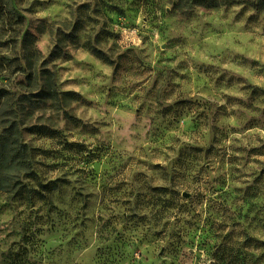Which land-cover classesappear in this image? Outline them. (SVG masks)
<instances>
[{
	"label": "clouds",
	"instance_id": "clouds-1",
	"mask_svg": "<svg viewBox=\"0 0 264 264\" xmlns=\"http://www.w3.org/2000/svg\"><path fill=\"white\" fill-rule=\"evenodd\" d=\"M106 4L116 8L101 11ZM81 5L91 19L64 31L81 20ZM25 8L30 46L0 33V87L16 92L5 107L38 87L36 63L41 85L18 123L29 163L17 156L0 169V264H223L204 242L210 218L226 248L264 264V0H24ZM61 37L68 48H57ZM30 62L15 75L8 67ZM16 120L0 116V143ZM34 126L51 128L26 131ZM73 146L98 166L65 158ZM69 179L87 194L91 217L78 235L46 227L57 208L76 211L64 200ZM221 181L232 205L218 199ZM252 202L259 215L238 221L231 208Z\"/></svg>",
	"mask_w": 264,
	"mask_h": 264
},
{
	"label": "rangeland",
	"instance_id": "rangeland-1",
	"mask_svg": "<svg viewBox=\"0 0 264 264\" xmlns=\"http://www.w3.org/2000/svg\"><path fill=\"white\" fill-rule=\"evenodd\" d=\"M24 4V0H0V33H6V32H12L15 34V36L22 37L24 39L25 45L31 44L32 37L28 36L26 32L27 25L25 24V20L27 19L24 16V11H28L29 9H24L22 11L21 5ZM114 8H116V5H105L104 9H101V11H112ZM77 11H80L81 13V20L73 25L65 29L64 31L71 33L73 32L76 28L82 27V24L84 22L85 17H87L89 20L91 17L88 16L87 13V7L85 5H81ZM119 11H123V9H119ZM134 39V36L129 37ZM2 47V46H0ZM68 48L69 45L66 44L65 38L61 37L60 41L57 44V48ZM60 53L57 51H54L52 55H59ZM4 58L0 57V71L3 70L4 68V63H3ZM8 67L12 70L13 75H15L16 72L23 71L25 68L31 70L33 69V64L30 62L27 65H22V64H9ZM20 67V68H19ZM41 65L39 63L35 64V71L32 72L30 79L33 80V83L37 85L38 87H34L32 89L31 93H28L26 95L20 96L17 100L14 102L9 101L8 106L3 107L0 106V110L5 111L7 113H10L11 115H14L17 117V120L15 123H19V117L20 113L24 111V109L27 107L29 103V96H34L40 91V85H41V78L39 74V68ZM19 69V70H18ZM8 78L7 77H0V84L7 83ZM20 84L23 82L20 81ZM49 87L53 85V82L51 80H48L45 82ZM19 86V85H18ZM0 92L2 95H4V98L6 97H15L16 92L15 91H9L8 88L6 87H0ZM41 95H44L41 93ZM57 103H59V100H57ZM17 105H20L18 108ZM44 105L41 104H36L33 105L34 108L36 107H43ZM51 126H34L31 127V129H27L26 131L33 132V133H38L40 135H47L50 132ZM18 130L20 132V128L18 127ZM164 136H167L168 133L165 131ZM21 143V142H20ZM25 146L24 152H23V158L26 164L29 163V160L27 159L29 152H28V144L23 143ZM77 147H83V146H73V150L71 152H65L63 155L65 158L69 159H84L85 164L88 165V167H91L92 165H97L98 162L96 159H92L91 161H88L87 157L89 156V151L88 150H80L77 151ZM51 163V161H50ZM57 163H63V160H58ZM85 164H81L79 171L81 173L84 172L85 169ZM29 172L31 175L39 178L40 172L39 170L33 171L31 167L29 168ZM97 175L98 171L96 173H92L89 175H86L83 177L84 181L86 184H95L97 181ZM25 187H28L27 184L24 185ZM35 187V186H33ZM67 187L72 188V192L64 197V200L66 202V205H71L73 206L76 211H72L71 209L67 207H61L57 208V205L53 203L52 208H57V211L60 213V215H56L55 213H52V209L50 208L48 211L49 213H52L51 215L48 216V219L51 221V223L47 224L46 227L52 229L53 231L57 230V225H59L63 230L67 231L69 228H73L74 234L78 235L79 230L87 227L86 221L90 220L91 217L87 214L86 208L87 205L84 203V197L87 195L86 193H83L80 191L79 188V182H74L69 179L67 182ZM217 192L224 193L222 197H219L218 199H223L225 201L226 205H232L235 197L229 195L228 193L224 192V184L221 181V183L216 185ZM21 191V188L19 187V182L17 183V188L14 190V194L19 193ZM115 196L121 195V193H115ZM77 201H79L77 203ZM159 203L157 204V209H161L164 207V204L166 202L165 197H160L159 198ZM7 207V205H0V210L2 208ZM231 211L233 212L234 216L238 221H244L247 219H254L259 215V212L256 210L255 202L250 203L247 207L243 208H236L232 207ZM33 219H40L43 220L44 217H34ZM196 217L193 218L195 220ZM196 224L190 222L188 225L189 229L196 228ZM221 227H223L221 225ZM26 234L21 238L23 241L27 244L30 241V236H31V230L26 229ZM18 235V233H17ZM208 237H211L209 239ZM182 238V237H181ZM228 237H224V240H227ZM204 242L209 246V248L215 252L216 254L219 255L220 260L223 262V264H247V258L237 252L235 249L231 248H226L224 245V242L220 239V236L217 234V229L215 223L211 222L210 218V223H209V228H208V233L204 239ZM3 253H0L2 255ZM13 264H24L23 261L19 259V257L16 258V260L13 261Z\"/></svg>",
	"mask_w": 264,
	"mask_h": 264
},
{
	"label": "trees",
	"instance_id": "trees-1",
	"mask_svg": "<svg viewBox=\"0 0 264 264\" xmlns=\"http://www.w3.org/2000/svg\"><path fill=\"white\" fill-rule=\"evenodd\" d=\"M4 105H5V98L4 95H2L0 92V106L3 107ZM8 115L11 114L0 110V116H8ZM3 123L7 124L8 122L5 120L3 121ZM4 132L9 133V135L4 139L3 143H0V169L10 167V162H17V156L23 157L24 154L20 152V148L21 147L23 149L25 148V146L20 143V137H19L20 132L18 130L15 121L8 127L4 128ZM9 141L11 145H14L15 147L8 150V155L5 156L4 153L6 150V145L9 143ZM12 153L15 154L13 155ZM18 163L26 164L24 158L20 159ZM3 179H7V178L4 177ZM2 186H6V185H2ZM13 188L15 190L17 188V185H14Z\"/></svg>",
	"mask_w": 264,
	"mask_h": 264
}]
</instances>
